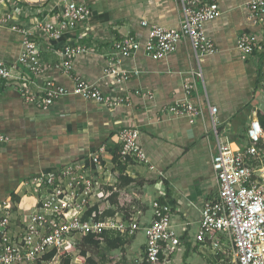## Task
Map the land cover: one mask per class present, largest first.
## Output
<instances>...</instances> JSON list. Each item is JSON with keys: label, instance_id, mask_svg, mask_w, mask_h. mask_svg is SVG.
Wrapping results in <instances>:
<instances>
[{"label": "crops", "instance_id": "1", "mask_svg": "<svg viewBox=\"0 0 264 264\" xmlns=\"http://www.w3.org/2000/svg\"><path fill=\"white\" fill-rule=\"evenodd\" d=\"M67 1L85 4L91 13L56 40L45 39L40 30L31 29L41 47V61L46 64L36 81L52 79L71 89L72 79L57 66L60 57L54 51L80 42L89 50L74 57L72 73L94 84L104 95L124 98L125 103L107 107L67 95L43 114L41 108L26 103L13 88L0 89V181H24L17 195L25 197L23 204L30 206L27 200L32 198L30 183L34 178L57 172L81 160L78 158L82 155L94 168L89 157L97 154V168L102 169L99 174L111 183L106 189L117 194V203L108 201L126 219L136 218L143 227L151 219V202L169 200L172 226L180 240L171 256L172 264H226L223 256L229 251L210 250L194 238L199 211L217 189L211 166L217 144L207 107L209 104L217 108L219 136L232 146L245 143L243 133L250 119L257 117V110L264 113V57L259 53L263 52L264 18L261 23H253L245 7L250 0H215L221 14L204 24L215 53L196 58L187 39L157 59L146 56L141 48L133 56L122 58L118 65L136 75L117 83L105 74L113 41L133 34L143 43L150 24L177 28V0H0V11L11 12L8 25L0 26V60L15 62L22 50L20 30L32 28L35 21L46 13L57 12ZM51 21L56 24L55 18ZM143 21L147 25H142ZM242 32L255 35L259 41L258 54L245 61L236 49L237 36ZM186 82L195 84L190 101L203 108V116L194 123L163 111L183 98ZM136 92H150L152 97ZM122 128L139 130L138 145L152 169L126 164L122 170L123 163L113 160L118 149L117 133ZM261 146L264 149V139ZM99 148L104 152L99 153ZM120 175L132 181L123 185ZM154 178L153 184L148 183ZM156 184L161 185L164 194L155 190ZM108 233L123 239L128 236ZM141 234L145 237L142 230L132 234L135 246L141 245L139 253L146 241L138 242ZM221 240L230 247L227 238Z\"/></svg>", "mask_w": 264, "mask_h": 264}, {"label": "built area", "instance_id": "2", "mask_svg": "<svg viewBox=\"0 0 264 264\" xmlns=\"http://www.w3.org/2000/svg\"><path fill=\"white\" fill-rule=\"evenodd\" d=\"M177 1L180 6L178 27L150 24L143 43L133 34L113 41L107 55L106 75L112 76L117 83L124 82L136 72L120 68L118 65L122 58L133 56L141 48L152 59L165 57L175 50L179 41L185 39L196 58L215 53L216 48L206 35L204 24L221 14L216 1ZM245 7L253 23L263 21L264 0H250ZM90 13L85 4L67 1L57 12L46 13L35 21L32 28L21 29L22 50L16 61L8 63L0 60V89L14 88L24 101L42 110L67 95L79 96L107 107L125 103L124 98L104 95L94 84L72 73L74 57L89 50L84 43L66 44L54 51L60 57L57 66L72 79L71 89L52 79L41 83L35 79L46 64L41 61V47L33 38L31 29L40 30L45 39L56 40L61 34L75 29ZM10 18V11H0V26H5ZM52 18L56 19V24L51 21ZM142 25H147V22L143 21ZM258 46L255 35L242 32L237 36L236 49L243 61L248 60ZM196 74L201 76V72ZM194 88V82L184 83L183 98L164 107L165 114L185 117L190 123L202 117V106L190 101ZM136 93L152 97L150 92ZM207 108L217 144L211 159L217 189L199 211L194 238L210 250L229 251L232 259L226 264H264V149L261 146L264 128L253 116L243 133L245 143L232 146L217 132V108L209 104ZM138 135L137 128L118 131V161L148 167L145 152L138 145ZM98 152L103 153L104 149L99 148ZM89 158L94 168L81 159L57 172L34 178L30 183L33 198L30 206L0 200V264H57L61 256L74 254L77 243L84 236L100 235L105 231L123 236L139 230L144 231L146 241L134 264H172L171 256L180 240L172 226L169 200H153L151 219L140 227L136 218L130 216L126 219L117 206L109 203L108 199L114 191L106 187L111 183L106 180L108 177L99 174L102 169L97 168L98 155L93 154ZM148 168L152 169V166ZM154 188L164 194L161 185L156 184ZM110 210L113 213L107 214ZM221 237L230 241V247L224 245ZM50 254V258H46Z\"/></svg>", "mask_w": 264, "mask_h": 264}, {"label": "trees", "instance_id": "3", "mask_svg": "<svg viewBox=\"0 0 264 264\" xmlns=\"http://www.w3.org/2000/svg\"><path fill=\"white\" fill-rule=\"evenodd\" d=\"M7 25H8V23H7ZM262 45H263V50H262L263 52H259V53H260L261 57H264V41H263ZM256 52H257V50H255L253 54H258V52L257 53ZM36 78H37V76H35V79ZM19 96H20V94H19ZM54 102L46 110L41 109L43 111V114L46 113V111L54 104ZM26 103H29V102H26ZM30 104H33V103H30ZM256 115H257V118H258L259 122L261 123L262 127L264 128V113L261 112L260 110H257ZM67 156H69V155H67ZM83 156L84 155H82V157L78 158V159H83L84 158ZM116 159L118 160L117 153L114 152L113 160L116 161ZM59 165H61V164H59ZM59 165L55 164V167H58ZM125 165L126 164H122V170L125 169ZM119 178L121 179V182L123 185H126L132 181V179L127 177V176H121L120 175ZM154 181H155V178L152 180H148V183L153 184ZM23 182L24 181H21V180L0 181V200L7 199L11 203H13V202L21 203V201L23 199H26V198L25 197H23V198L19 197L17 195V193H18L20 187L22 186ZM116 197H117V194L115 192H113L111 194V196L109 197V201H111V203H117ZM27 201L30 202V204H31L33 202V199L28 198ZM172 203H174V202H172ZM106 213L110 214L112 212L107 211ZM101 242H103L109 250L123 249V247L126 245L125 239H123L122 237H120L118 235L108 233L107 231L103 232L100 235L90 234V235L84 236L81 240V247L79 248V253L84 258V263H82V264H99L96 260H94V258H92V256L90 255V251L88 249L89 248L98 249L100 247ZM186 255L187 254L185 253V256ZM50 256H51V254L47 255L46 258H50ZM72 259H73V257H68V258L64 259L63 264H70Z\"/></svg>", "mask_w": 264, "mask_h": 264}, {"label": "rangeland", "instance_id": "4", "mask_svg": "<svg viewBox=\"0 0 264 264\" xmlns=\"http://www.w3.org/2000/svg\"><path fill=\"white\" fill-rule=\"evenodd\" d=\"M264 70V69H263ZM261 79L263 80L262 89L264 90V71L261 73ZM263 164H264V156L262 157ZM22 201L19 203V205L24 206L26 204H23ZM110 212H112L110 210ZM113 213V212H112ZM111 214V213H110ZM140 241L138 242H144L146 239L143 234L139 236ZM126 245L123 247V249H116V250H109L107 246L104 243L100 244V247L98 249L95 248H89L90 255L94 260H96L99 264H134L135 256L139 254L140 246H135L136 242L133 241V236L131 234H128L126 236ZM132 244V247L130 248V244ZM77 250L72 255H66L61 256L59 258V261L57 264H63V260L68 257H73L70 264H82L84 263V258L79 253V248L81 247V242H78ZM104 257V258H103ZM232 259V255L229 253L224 254L223 261L229 262Z\"/></svg>", "mask_w": 264, "mask_h": 264}]
</instances>
